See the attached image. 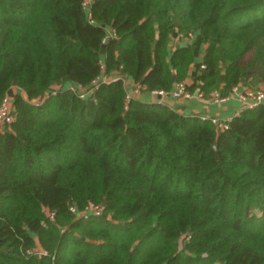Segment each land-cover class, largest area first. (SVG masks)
<instances>
[{
  "label": "trees",
  "instance_id": "trees-1",
  "mask_svg": "<svg viewBox=\"0 0 264 264\" xmlns=\"http://www.w3.org/2000/svg\"><path fill=\"white\" fill-rule=\"evenodd\" d=\"M192 64L264 84V0H0V264H264V102L218 129L126 97Z\"/></svg>",
  "mask_w": 264,
  "mask_h": 264
},
{
  "label": "built area",
  "instance_id": "built-area-1",
  "mask_svg": "<svg viewBox=\"0 0 264 264\" xmlns=\"http://www.w3.org/2000/svg\"><path fill=\"white\" fill-rule=\"evenodd\" d=\"M87 4V2H86ZM109 33H113L112 29H109ZM193 32H188L186 36H184L183 41L190 40L193 37ZM112 77V76H110ZM102 79H107L106 76H101ZM93 83H96L94 81ZM73 89V87L71 86ZM87 88V87H86ZM88 88L81 92V95L85 94ZM134 92L138 93L141 90L139 85L134 86ZM150 96L155 97V100L164 101V99L173 96V97H190L195 94L192 90L188 89V84L182 80L175 82L172 88L170 89H163V88H155L151 90H146ZM54 92V91H53ZM202 92L198 91L197 96H201ZM133 96L132 93L127 92L126 97L129 98ZM230 96H233L238 101V107L235 110L237 113L241 108L244 107H252L260 102H264V88H248L242 85H234L231 87L230 91L227 94L222 95L219 92H213L210 94V97L213 101H221ZM234 113V114H235ZM199 117L201 119L209 120L216 128L223 129L227 126V121L229 118H219L214 115H208L204 113H200ZM14 116L12 114V103L9 99L8 95L5 94L2 99L0 100V127L4 126L5 124H9L13 120ZM72 210H75L74 206L70 207ZM102 210V206L100 204L90 203L82 210V213H95L99 214Z\"/></svg>",
  "mask_w": 264,
  "mask_h": 264
},
{
  "label": "crops",
  "instance_id": "crops-1",
  "mask_svg": "<svg viewBox=\"0 0 264 264\" xmlns=\"http://www.w3.org/2000/svg\"><path fill=\"white\" fill-rule=\"evenodd\" d=\"M192 39V38H191ZM190 39V40H191ZM176 40V36L174 37ZM195 65L192 64L189 70L188 75L185 78V82L190 84L192 82V77L194 76ZM124 84L126 86L127 92L133 94V96L140 97L146 100H155V97L150 96L147 91L143 90L138 93L134 92L135 83L131 78L125 77ZM244 85V84H242ZM20 91V88L17 86H11L6 94L9 99L12 101V98L16 92ZM210 90L207 92L202 91L201 96L193 95L190 97H173L170 96L164 99L163 102L168 103L173 108L177 109L180 112L184 113H204L208 115H214L219 118H229L234 113L238 107V101L235 97L230 96L221 101H213L209 94Z\"/></svg>",
  "mask_w": 264,
  "mask_h": 264
},
{
  "label": "rangeland",
  "instance_id": "rangeland-1",
  "mask_svg": "<svg viewBox=\"0 0 264 264\" xmlns=\"http://www.w3.org/2000/svg\"><path fill=\"white\" fill-rule=\"evenodd\" d=\"M249 85H247V84H244V85H242V86H244V87H248V88H264V84L260 81V80H258V81H254V80H252V81H250L249 83H248ZM87 88L86 87H81L80 88V92H83V91H85ZM196 90V89H195ZM199 91V90H198ZM193 92H195V91H193ZM200 92H202V91H200ZM213 92H219L220 93V84L219 83H217L216 85H215V87H213L211 90H210V92H209V94H211V93H213ZM198 93V92H197ZM197 93L196 94H194V95H197ZM85 207H87V206H85Z\"/></svg>",
  "mask_w": 264,
  "mask_h": 264
},
{
  "label": "water",
  "instance_id": "water-1",
  "mask_svg": "<svg viewBox=\"0 0 264 264\" xmlns=\"http://www.w3.org/2000/svg\"><path fill=\"white\" fill-rule=\"evenodd\" d=\"M197 92H198V89L195 90V94H196ZM213 148H214V146H213ZM104 202H105V200H104Z\"/></svg>",
  "mask_w": 264,
  "mask_h": 264
}]
</instances>
